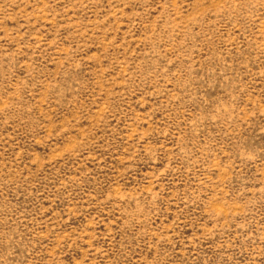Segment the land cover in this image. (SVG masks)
I'll use <instances>...</instances> for the list:
<instances>
[{
  "label": "rangeland",
  "instance_id": "rangeland-1",
  "mask_svg": "<svg viewBox=\"0 0 264 264\" xmlns=\"http://www.w3.org/2000/svg\"><path fill=\"white\" fill-rule=\"evenodd\" d=\"M0 264H264V0H0Z\"/></svg>",
  "mask_w": 264,
  "mask_h": 264
}]
</instances>
